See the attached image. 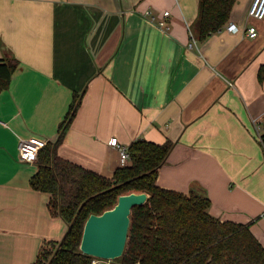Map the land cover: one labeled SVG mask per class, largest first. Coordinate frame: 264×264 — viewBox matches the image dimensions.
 Listing matches in <instances>:
<instances>
[{"label": "crops", "instance_id": "obj_1", "mask_svg": "<svg viewBox=\"0 0 264 264\" xmlns=\"http://www.w3.org/2000/svg\"><path fill=\"white\" fill-rule=\"evenodd\" d=\"M198 3L0 0V59L18 61L0 92V264H34L43 243L66 232L48 195L30 187L37 166L18 159V142H53L81 93L62 159L111 178L120 168L111 138L126 148L170 140L157 185L203 189L211 216L250 223L264 248V148L255 129L264 119V18L249 19L252 0H238L226 25L190 49ZM165 12L167 29L157 24Z\"/></svg>", "mask_w": 264, "mask_h": 264}, {"label": "trees", "instance_id": "obj_2", "mask_svg": "<svg viewBox=\"0 0 264 264\" xmlns=\"http://www.w3.org/2000/svg\"><path fill=\"white\" fill-rule=\"evenodd\" d=\"M238 0H199L191 34L198 42L222 29ZM18 61L0 59V92L9 87ZM264 82L263 68L258 73ZM84 93L74 94L53 142L39 151L30 187L48 195L51 216L61 218L66 232L47 241L34 264H92L79 245L86 219L113 208L120 195L146 193L142 206L131 210L130 225L120 264H264V248L250 231V223L220 221L208 213L210 200L203 189L183 194L161 188L156 180L174 142L155 144L137 140L128 146L129 164L111 178L62 159V144ZM258 136L264 148V119ZM48 248V249H47ZM51 251H48L50 250Z\"/></svg>", "mask_w": 264, "mask_h": 264}, {"label": "water", "instance_id": "obj_3", "mask_svg": "<svg viewBox=\"0 0 264 264\" xmlns=\"http://www.w3.org/2000/svg\"><path fill=\"white\" fill-rule=\"evenodd\" d=\"M146 193L120 195L113 208L90 215L83 227L79 251L98 259L95 264H108L122 256L130 225L131 210L142 206Z\"/></svg>", "mask_w": 264, "mask_h": 264}, {"label": "built area", "instance_id": "obj_4", "mask_svg": "<svg viewBox=\"0 0 264 264\" xmlns=\"http://www.w3.org/2000/svg\"><path fill=\"white\" fill-rule=\"evenodd\" d=\"M168 16V12L163 14L162 20L158 21L157 24L160 28L167 29V24L165 18ZM247 17L251 20H262L264 18V0H252V3L248 9ZM226 30L230 33H237L238 28L234 24H229L226 27ZM246 34L249 38H255L257 35L256 28L252 25L246 28ZM196 47V40L190 34V43L188 44V48L192 49ZM256 135L262 131L261 126H257ZM48 141L44 139H39L36 137H30L26 139H19L18 142V159L25 163H36L38 158L39 151L47 144ZM108 144L117 149L119 154V166L125 167L129 164V153L128 149L121 145L116 137L111 138L108 141Z\"/></svg>", "mask_w": 264, "mask_h": 264}, {"label": "rangeland", "instance_id": "obj_5", "mask_svg": "<svg viewBox=\"0 0 264 264\" xmlns=\"http://www.w3.org/2000/svg\"><path fill=\"white\" fill-rule=\"evenodd\" d=\"M262 126V125H261ZM257 137H258V135H257ZM48 249V248H47ZM48 251H51V249L50 250H48ZM98 262V259H96L95 258V260L92 262V264H95V263H97ZM108 264H120V260L119 259H115V260H113V261H108L107 262Z\"/></svg>", "mask_w": 264, "mask_h": 264}]
</instances>
